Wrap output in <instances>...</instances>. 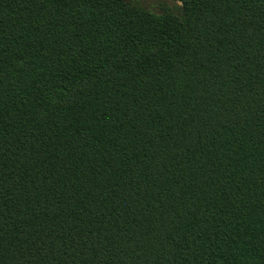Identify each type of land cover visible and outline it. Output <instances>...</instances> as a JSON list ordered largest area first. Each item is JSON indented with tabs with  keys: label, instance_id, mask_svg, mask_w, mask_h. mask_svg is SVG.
<instances>
[{
	"label": "trees",
	"instance_id": "16d2710c",
	"mask_svg": "<svg viewBox=\"0 0 264 264\" xmlns=\"http://www.w3.org/2000/svg\"><path fill=\"white\" fill-rule=\"evenodd\" d=\"M0 264H264V0H0Z\"/></svg>",
	"mask_w": 264,
	"mask_h": 264
}]
</instances>
